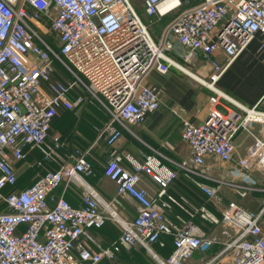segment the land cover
I'll list each match as a JSON object with an SVG mask.
<instances>
[{"label": "built area", "instance_id": "2783aa9c", "mask_svg": "<svg viewBox=\"0 0 264 264\" xmlns=\"http://www.w3.org/2000/svg\"><path fill=\"white\" fill-rule=\"evenodd\" d=\"M139 7L151 19L172 15L157 40ZM256 34L264 36V0H0V264H99L139 247L154 264H186L195 253L197 264H264V198L257 209L243 202L264 193V110L222 94L236 107L228 108L214 86ZM173 51L187 61L201 54L210 72L196 79L216 92L202 120L176 112L189 147L177 170L154 149L141 161L116 150L122 129L161 105L150 74L171 66L188 73ZM87 95L107 118L91 144L66 158L59 136H49L52 122ZM99 140L110 148L103 174L116 186L111 199L87 181ZM31 150L41 154L38 166L57 167L17 188V164ZM178 171L195 200L168 193ZM60 185L75 190L77 205L54 193ZM123 197L138 203L133 217L121 213ZM107 221L120 235L96 249L89 229ZM166 236L172 250L163 256L152 245Z\"/></svg>", "mask_w": 264, "mask_h": 264}, {"label": "crops", "instance_id": "0c3cea01", "mask_svg": "<svg viewBox=\"0 0 264 264\" xmlns=\"http://www.w3.org/2000/svg\"><path fill=\"white\" fill-rule=\"evenodd\" d=\"M142 17L145 20L143 15ZM170 55L176 58L181 66L185 67L188 75L186 76L185 73L174 66H171L166 74H160L156 71L150 74L148 82L157 85L160 89L161 105L159 109L148 114L143 123L130 126L129 129L123 128L122 137L116 146V150L141 161L145 154L152 153L154 149L161 153L162 156L159 158L162 163H165L171 169L177 170V163L184 162L189 157V147L180 135V124L176 112L187 115L192 121H200L207 115L210 108H213L209 98L215 95L216 92L196 79L198 77L208 80L210 72L209 62L203 61L201 54L189 56L190 61L178 56V51H173ZM214 86L220 92L217 101L228 108L235 107L232 101L244 106H252L259 101L258 108L264 110L263 35H255L247 47L230 62ZM222 94H226L232 101L222 98ZM87 96L88 100L86 99V101L88 103L85 101L86 103H83L80 107L60 112L52 122L49 136L57 134L60 141H66V146L63 144L59 148V152L66 158L73 153L75 144L82 148L91 144L95 140V128L100 127L107 118L98 102L90 95ZM93 102L97 104V109L92 108L91 103L93 104ZM81 121H88L89 124L82 125ZM75 129L77 130L74 135L66 137L68 133L73 132ZM76 134H80V137ZM68 138L72 139L70 143L73 146L69 145ZM50 144H53L52 140ZM109 152L110 148L103 140H99L94 144L91 152L93 171L87 176V181L103 199H111L116 194L115 183L103 174V165ZM40 157L41 154L37 150H31L26 155L25 161L18 162L17 188L26 187L33 183L38 174L44 172L45 167L49 169L57 167L51 163H45V167L38 166L36 160ZM143 184L150 191L155 190V184L149 179H144ZM194 190L190 181L183 176L181 171H178V178L169 187L168 193L171 196H185L189 200H195ZM54 193H62L68 202L74 206L79 202L75 190L71 187L63 189V185H60ZM263 198L264 193L253 192L243 202L249 208L257 209ZM121 201L123 203L121 213L133 217L138 203L130 197H123ZM202 226L206 227L205 225ZM89 234L93 246L96 249H101L118 238L120 229L114 222L107 221L100 228L89 229ZM155 244L152 245L154 249ZM132 253L145 259L144 262H148L146 257H142L144 254L147 255L144 248L139 247L135 249L122 248L112 260L103 259L99 264H111L117 258L130 257ZM198 258L188 260L186 264H197Z\"/></svg>", "mask_w": 264, "mask_h": 264}, {"label": "rangeland", "instance_id": "374dc122", "mask_svg": "<svg viewBox=\"0 0 264 264\" xmlns=\"http://www.w3.org/2000/svg\"><path fill=\"white\" fill-rule=\"evenodd\" d=\"M140 9V12L142 13V15L145 17V20L146 22L149 21V17H147L145 14H143V11L141 9V7H139ZM172 15L169 14V15H166L164 17H162L161 19H151L150 22H151V26H150V31H151V35L152 37L157 40L160 36V31H161V28H163V25L166 24L170 19H171ZM143 18V17H142ZM182 73H185L186 76L188 75L186 72L184 71H181ZM184 74V75H185ZM88 103V102H87ZM99 104V103H98ZM92 105V108L94 109H97V104L95 102H93V104L91 103ZM100 106V104H99ZM101 107V106H100ZM90 110V109H89ZM102 111H104L102 108H101ZM83 120V119H82ZM81 124L82 125H88V121H84L82 122L81 121ZM77 129H75L73 132H70L66 135V137L68 135H74L75 132H76ZM78 135V137H80V134H76ZM69 139V145L70 146H73L70 142H72V139L71 138H68ZM52 140L51 137H49V140L47 139V143L50 144V141ZM65 146H66V141L65 142H62ZM51 145V144H50ZM77 145V144H75ZM69 156V155H68ZM18 173V171H17ZM142 257H146L148 260V262H144L145 259L141 258L139 255H133V253L131 254L130 257L126 258V257H120V258H117L115 261H113L111 264H154L152 258L148 255H145L142 256ZM199 257V254L198 253H195L194 254V258H198Z\"/></svg>", "mask_w": 264, "mask_h": 264}, {"label": "trees", "instance_id": "16d2710c", "mask_svg": "<svg viewBox=\"0 0 264 264\" xmlns=\"http://www.w3.org/2000/svg\"><path fill=\"white\" fill-rule=\"evenodd\" d=\"M87 100H88V98H87ZM87 102V101H86ZM85 102V103H86ZM97 126V125H96ZM74 147V151H73V153L76 151V150H78V149H81L82 147H79V145H76V146H73ZM72 154V153H71ZM70 155V154H69ZM5 191H6V189H5ZM10 190H8V192H9ZM164 241H165V244H164V246H159L158 244H155V249L157 250V251H159L161 254H163V255H168L170 252H171V250H172V245H171V238H169L168 236H166V237H164Z\"/></svg>", "mask_w": 264, "mask_h": 264}, {"label": "bare ground", "instance_id": "6f19581e", "mask_svg": "<svg viewBox=\"0 0 264 264\" xmlns=\"http://www.w3.org/2000/svg\"><path fill=\"white\" fill-rule=\"evenodd\" d=\"M143 11V10H142ZM141 13V12H140ZM142 14V13H141ZM144 14V13H143Z\"/></svg>", "mask_w": 264, "mask_h": 264}]
</instances>
